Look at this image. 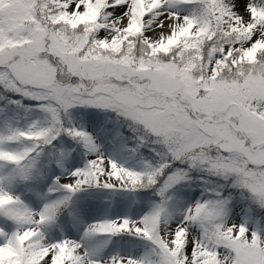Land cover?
<instances>
[{"label": "snow or ice", "instance_id": "snow-or-ice-1", "mask_svg": "<svg viewBox=\"0 0 264 264\" xmlns=\"http://www.w3.org/2000/svg\"><path fill=\"white\" fill-rule=\"evenodd\" d=\"M0 264H264V0H0Z\"/></svg>", "mask_w": 264, "mask_h": 264}, {"label": "rangeland", "instance_id": "rangeland-1", "mask_svg": "<svg viewBox=\"0 0 264 264\" xmlns=\"http://www.w3.org/2000/svg\"><path fill=\"white\" fill-rule=\"evenodd\" d=\"M90 111H94V110H90ZM85 123L87 124V120H85ZM89 130H91L89 128ZM201 194V187H200V181H194L193 184L188 188L185 189V195L188 196L190 199H194L197 196H199ZM147 210V206L143 207L140 209V212L146 211ZM94 217H85L86 220H91Z\"/></svg>", "mask_w": 264, "mask_h": 264}, {"label": "bare ground", "instance_id": "bare-ground-1", "mask_svg": "<svg viewBox=\"0 0 264 264\" xmlns=\"http://www.w3.org/2000/svg\"><path fill=\"white\" fill-rule=\"evenodd\" d=\"M88 218V217H87Z\"/></svg>", "mask_w": 264, "mask_h": 264}]
</instances>
